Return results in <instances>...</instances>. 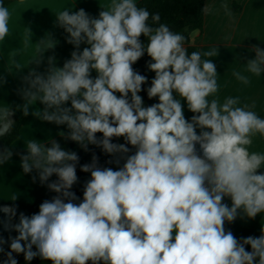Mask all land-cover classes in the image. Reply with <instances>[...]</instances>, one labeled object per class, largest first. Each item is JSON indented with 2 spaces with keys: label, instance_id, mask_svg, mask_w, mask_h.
Segmentation results:
<instances>
[{
  "label": "clouds",
  "instance_id": "9594fccd",
  "mask_svg": "<svg viewBox=\"0 0 264 264\" xmlns=\"http://www.w3.org/2000/svg\"><path fill=\"white\" fill-rule=\"evenodd\" d=\"M99 6L95 18L83 9L71 12V7L54 12L76 50L62 67L49 57L46 74L30 70L23 77L25 103L19 107L28 116L39 102L43 109L32 115L67 125L66 138L84 150L96 145L114 157L110 163L125 162L119 170L100 168L93 156L91 164L82 165L91 178L77 204L70 191L78 181L77 153L54 140L50 147L27 141V154L20 156L23 172L36 170L42 184L55 175L47 187L57 195L41 203L36 214L21 213L15 224L16 209L0 207L7 217L0 223L18 233L10 237L4 264H17L13 253L52 264H264V223L258 238L242 241L225 230V222L240 214L254 219L264 213V173H258L264 152L251 150L254 138H264V117L240 96L220 100L212 60L217 48L189 54L182 32L162 23L160 14L139 0ZM209 11L208 5L202 9ZM9 19V8L0 0V41L9 35ZM36 44L30 62L39 65L55 41L46 35ZM81 44L88 46L80 51ZM251 51L255 57L243 64V71L233 72L243 85L251 83L250 76L264 74V50L253 46ZM145 53L155 73L147 95L159 99L148 107L139 94L147 78L133 68ZM15 68L24 67L17 63ZM182 100L194 114L191 121ZM68 102L71 107L65 106ZM13 115L9 105L0 107V137L12 132ZM114 137L125 143H113ZM127 145L134 154L129 155ZM12 155L10 149L0 151V165ZM224 197H230L231 207ZM4 243L0 236V253Z\"/></svg>",
  "mask_w": 264,
  "mask_h": 264
},
{
  "label": "crops",
  "instance_id": "0c3cea01",
  "mask_svg": "<svg viewBox=\"0 0 264 264\" xmlns=\"http://www.w3.org/2000/svg\"><path fill=\"white\" fill-rule=\"evenodd\" d=\"M109 2L110 0H16L6 5L10 11V19L9 35L5 41H0V107L9 105L11 109H21L19 106L25 103L20 94V90L26 87L23 77L32 69L46 74L49 57H54L56 66L62 67L64 62L71 58V53L76 50L73 45L67 43L68 34L57 25L54 12L71 7V12L83 9L89 16L95 18L102 10L99 4L105 5ZM232 4L239 7L238 12L232 10ZM206 5L210 11L204 14L202 31H193L190 34L189 44L198 51L218 49V56L212 60L218 73L217 95L221 101L227 96H240L243 103L250 106L254 104L252 110L264 117V74L260 77L250 76L249 85H243L233 75L234 71H243V64L255 57V52L251 51L253 46L264 50V0H206L204 7ZM225 5L228 11L225 10ZM46 35L55 41L54 48L44 52L41 64L30 62L37 54L36 43ZM87 46L81 44L79 50L82 51ZM17 63L24 68L17 70L15 68ZM96 75L95 71L91 73L92 78ZM181 103L185 118L191 121L194 114L188 110L186 101L182 100ZM65 106L71 107L70 102ZM43 107L39 102L30 107V114L25 117L19 136L7 148L13 152L11 160L0 165V207L8 206L16 209L13 224L19 222L21 213L30 217L39 212L41 203L50 201L57 195L47 187V183L57 180L55 175L42 184L36 170L31 173L23 172L20 161V156L27 154L24 147L27 141L36 139L46 146L53 138L67 136L69 132L67 125L42 121L31 114L36 109L42 110ZM199 131L198 128V134ZM112 142L125 143V140L123 137H114ZM90 148L83 150L85 164H91L93 160ZM92 148L100 147L93 145ZM251 150L264 152V138H254ZM122 166L123 164L112 169L119 170ZM258 173H264V168L259 169ZM13 196H17V199L9 200ZM223 203L231 207L230 197H224ZM6 220V215L0 212V221ZM262 223H264V213L258 214L254 219H248L240 214L235 221L225 222V230L231 231L241 241L249 236L258 238L261 235ZM17 235V232L5 229L4 224L0 223V236L5 241L4 252L0 253V259L7 258L6 253L10 251V237L15 238ZM245 248L251 251L250 245H245ZM15 255L18 254L13 253V256Z\"/></svg>",
  "mask_w": 264,
  "mask_h": 264
},
{
  "label": "trees",
  "instance_id": "16d2710c",
  "mask_svg": "<svg viewBox=\"0 0 264 264\" xmlns=\"http://www.w3.org/2000/svg\"><path fill=\"white\" fill-rule=\"evenodd\" d=\"M16 0H3L4 6L14 2ZM206 0H140L141 6L146 7L152 13H159L162 23H167L169 27L176 32H182L186 37L185 47L187 48L189 54L193 51H198L197 48L189 44L190 34L193 31H202L204 13L202 9L204 8V3ZM232 10L235 12L239 11V7L236 4H232ZM142 41H146L145 37H141ZM151 58L145 53V55L138 60L133 68L136 72L144 75L146 83L142 85V91L139 93L143 98V104L145 107L151 106L153 104L159 103L158 97L149 98L147 95V89L151 86V81L155 77V73L150 71L147 67L151 63ZM119 96V93H117ZM130 95V94H129ZM14 115L11 117L15 121V125L10 134L0 137V151L7 149L19 136L20 129L25 120L23 112L21 109L13 108ZM97 138H102V133L96 134ZM67 136H57L52 140L58 142L60 146L67 151L76 152L79 161L76 166V174L78 181L73 185L70 191L74 192L77 199L73 201L74 203H80L83 200V191L86 182L91 178V174L81 171V166L85 165L83 161V150L78 143L71 141L66 138ZM50 140L46 147L51 146ZM92 144H89L87 148H90V152L93 156L97 158V166L100 168H115L122 165L125 161L120 160L119 164L115 162L110 163L109 161H114L112 156L103 152L101 148H92ZM130 149L129 155L134 154L135 148L131 145H127ZM197 147L198 154L200 153L199 145ZM35 251L36 249L33 248ZM17 260V264H52L50 260H42L39 257L34 258L32 261H25L24 254L20 253L13 256ZM7 258H1L0 264H4Z\"/></svg>",
  "mask_w": 264,
  "mask_h": 264
}]
</instances>
